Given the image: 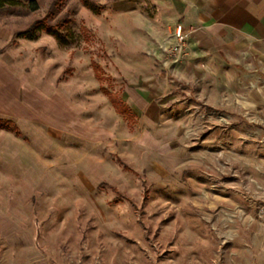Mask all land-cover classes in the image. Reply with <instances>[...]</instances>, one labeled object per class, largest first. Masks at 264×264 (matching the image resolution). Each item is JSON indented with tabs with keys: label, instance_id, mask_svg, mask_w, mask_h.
Segmentation results:
<instances>
[{
	"label": "rangeland",
	"instance_id": "obj_1",
	"mask_svg": "<svg viewBox=\"0 0 264 264\" xmlns=\"http://www.w3.org/2000/svg\"><path fill=\"white\" fill-rule=\"evenodd\" d=\"M17 2L12 42L43 18L63 42L36 27L38 84L0 102V264H264L259 76L195 59L155 0Z\"/></svg>",
	"mask_w": 264,
	"mask_h": 264
},
{
	"label": "crops",
	"instance_id": "obj_2",
	"mask_svg": "<svg viewBox=\"0 0 264 264\" xmlns=\"http://www.w3.org/2000/svg\"><path fill=\"white\" fill-rule=\"evenodd\" d=\"M155 3L158 18H162L163 23L173 26L182 23L191 28V50L195 59L200 62L220 60L232 66H243L250 69L251 74L259 76V89L263 88L260 84H264V0H155ZM123 7L127 6L116 4L117 10ZM15 30L10 23L0 19V102L17 108L22 103L17 100L11 102L4 92L32 89L31 79L38 84V38H21L16 43L12 42ZM50 65L49 59L42 63L43 68ZM124 65L128 67L126 63ZM28 67L33 77H28V82H17L14 77L23 78L21 70ZM145 97L144 88L131 83L120 93L118 100L122 104L119 109L128 108L134 116L137 109L134 106L137 107ZM64 99L67 106H72L73 87ZM108 101L110 103L103 93H95L94 105H90L92 112H89L94 121L100 122ZM114 108L118 114H125ZM96 129L99 130L98 127Z\"/></svg>",
	"mask_w": 264,
	"mask_h": 264
},
{
	"label": "trees",
	"instance_id": "obj_3",
	"mask_svg": "<svg viewBox=\"0 0 264 264\" xmlns=\"http://www.w3.org/2000/svg\"><path fill=\"white\" fill-rule=\"evenodd\" d=\"M18 3L19 2H17V0H0V10L4 9L5 7H7L9 5H16ZM35 7H36V3L33 1V8H35ZM36 27H38V30L46 31V32L50 33L52 36H54L57 39H59L60 41H62V37H63L62 34L57 30L56 27L46 24V18H43L42 20L36 21L31 26V28L21 32L20 35L22 37L28 38L30 40H34L38 36L37 35V30L35 29ZM34 29H35V31H34ZM92 64H93V66L95 65L94 62ZM101 90L103 91V88H101ZM113 104H114L115 108L119 112H121V113H130L128 108L123 107L122 109H119V106H118V104L116 102H113ZM130 116H131V114H130ZM7 123H9V122H7Z\"/></svg>",
	"mask_w": 264,
	"mask_h": 264
},
{
	"label": "built area",
	"instance_id": "obj_4",
	"mask_svg": "<svg viewBox=\"0 0 264 264\" xmlns=\"http://www.w3.org/2000/svg\"><path fill=\"white\" fill-rule=\"evenodd\" d=\"M174 34L176 38L185 42L189 39L190 30L185 29L182 23H178L175 27Z\"/></svg>",
	"mask_w": 264,
	"mask_h": 264
}]
</instances>
